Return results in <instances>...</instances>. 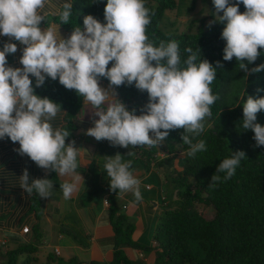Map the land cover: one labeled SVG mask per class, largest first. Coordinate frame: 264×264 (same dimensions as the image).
I'll return each instance as SVG.
<instances>
[{
    "label": "clouds",
    "instance_id": "obj_1",
    "mask_svg": "<svg viewBox=\"0 0 264 264\" xmlns=\"http://www.w3.org/2000/svg\"><path fill=\"white\" fill-rule=\"evenodd\" d=\"M213 4L215 20L209 22V28L216 22L224 24L223 60L235 57L239 70L248 74L264 70V63L248 69L264 48V0H213ZM72 9V0H0V35L10 38L0 48V139L18 142L20 156L29 157L46 173L55 171L67 178L60 184L64 200L79 191L84 181L77 172L81 153L74 140L66 143L71 131L52 123L61 113V105L35 90L51 78L75 90L84 104L90 105L94 126L85 134L97 141L107 140L124 148H152L162 144L171 131L183 129L188 156L207 151L205 141L198 138L206 131L211 106L219 99L211 85L217 69H223L222 62L217 60L213 65L201 59L199 47H186V58L182 59L177 41L159 40L157 45L150 40L147 28L155 11L146 6V0H107L106 22L87 15L84 27L77 25L65 38L60 25L70 21ZM42 21L47 22L43 30ZM13 39L25 46L22 67L7 62L8 55L18 50ZM102 78L109 81L107 89L100 84ZM124 85L147 92L142 114L137 115L135 108L130 110L118 98L117 89ZM240 99L244 101L243 130L254 132L255 147L264 146V125L257 122V114L264 110V97L244 100L241 95ZM245 156L244 151H236L223 159L210 186L229 180ZM132 163L118 153L106 158L103 169L111 178L112 191H118V196L132 193L140 202L141 180L130 170ZM18 182L28 194L35 192L40 198H49L54 191L53 180L32 179L27 168Z\"/></svg>",
    "mask_w": 264,
    "mask_h": 264
},
{
    "label": "trees",
    "instance_id": "obj_2",
    "mask_svg": "<svg viewBox=\"0 0 264 264\" xmlns=\"http://www.w3.org/2000/svg\"><path fill=\"white\" fill-rule=\"evenodd\" d=\"M72 2L70 21L60 25L70 35L77 25L84 27L83 19L87 15L106 22L104 9L107 0ZM175 5V0H146V6L155 11L147 28L150 40L157 45L159 40L177 41L182 59L186 58V47L194 50L199 47L201 59H207L213 65L220 60L223 64V69H217V77L211 85L219 99L211 106L212 117L206 121V131L198 138L205 141L207 151L198 152L195 157L188 156L189 146L182 142L183 129L171 131L158 146H138L141 149L138 160L145 167L152 164L161 169L164 175V197L152 235L153 245L145 247L133 239V226L126 223L123 215L117 214L112 202L109 209L115 244L110 261L103 264H134L123 251L124 246L151 250L155 264H264V146L255 147L254 132L243 130L244 101L240 99L241 95L244 100L248 96L264 97V70L248 74L239 70L235 57L231 61L223 60L226 42L221 39V33L224 24L216 22L209 28V22L215 20L213 0H210L208 17L197 21L195 31H162L159 24L163 12L172 10ZM240 11H245L243 4ZM52 19L59 22L57 18ZM260 51L258 59L248 64L249 70L264 63V48ZM111 66L112 62L109 68ZM32 79L35 86V78ZM101 81L109 85L108 79L102 78ZM35 90L41 97H49L61 105L66 122L63 128L71 131L66 141L71 140L74 130L72 120L83 98L75 90L62 86L58 79L48 78L44 86ZM117 93L130 110L137 99L148 97L147 92H140L134 85L120 86ZM237 103L240 104L235 106ZM257 122L264 125V110L257 114ZM236 151H244L246 156L235 174L227 181L221 179L210 186L218 165ZM218 175L223 177L224 173ZM44 178L54 183L55 171L46 173ZM108 192L110 200L118 194V191H112L110 183ZM196 204L211 207L213 216L210 219L203 217ZM35 252L36 247L32 244L18 246L5 253L2 264H33L32 253ZM54 256L49 254L47 257L55 259L57 264L76 263L73 261L75 258L64 262Z\"/></svg>",
    "mask_w": 264,
    "mask_h": 264
},
{
    "label": "crops",
    "instance_id": "obj_3",
    "mask_svg": "<svg viewBox=\"0 0 264 264\" xmlns=\"http://www.w3.org/2000/svg\"><path fill=\"white\" fill-rule=\"evenodd\" d=\"M46 27L47 22L42 21L41 29ZM60 32L65 38L70 36L61 26ZM9 40L10 38L0 35V48ZM14 43L18 50L11 54L7 62L9 66L22 67L20 57L24 45L18 41ZM100 84L103 88L109 87L101 80ZM141 101L145 105L148 98ZM72 122L73 137L66 143L74 140L81 153L77 172L81 173L84 181L70 200H64L60 189V184L67 178L59 177L56 173L54 191L49 198H40L35 192L30 195L21 188L19 176L26 168L32 179L44 178L46 172L29 157L18 154V142L14 144L10 139H0V264L8 250L25 244L36 247V252L32 253L33 261L42 260L43 263L45 259L46 264H57L53 259L49 260V254L64 262L75 258L74 264H103L110 261L115 244L109 209L112 202L117 214L123 215L126 223L133 226L132 237L135 241L140 243L147 230L154 232L164 197L163 171L152 164L145 167L138 160L141 158L138 146H113L107 140L97 141L86 135V130L94 126V119L93 110L83 100ZM52 123L54 127L63 128L66 123L64 112L61 111ZM118 153L124 161L135 160L131 171L141 180L143 200L140 202L136 201L132 193L122 196L116 194L109 199L108 186L111 178L106 169H103V163L108 156ZM104 199H108L109 205L104 203ZM24 226L29 228L27 233L22 232ZM151 240L150 246L153 245L152 237ZM44 243L51 249L50 252L42 250ZM122 249L130 260H147L142 249L128 246ZM55 250H58V255ZM151 256L153 260V253Z\"/></svg>",
    "mask_w": 264,
    "mask_h": 264
},
{
    "label": "rangeland",
    "instance_id": "obj_4",
    "mask_svg": "<svg viewBox=\"0 0 264 264\" xmlns=\"http://www.w3.org/2000/svg\"><path fill=\"white\" fill-rule=\"evenodd\" d=\"M175 8L172 10H165L163 12V16L160 20L159 27L165 33H180V32H188L195 31L198 24L197 21L201 18H207L210 13V0H175ZM215 12V8H214ZM209 21V20H207ZM148 97L137 99L134 102V108L136 112L140 115L142 114V109L144 104H142L141 100H147ZM162 155V153H160ZM155 176V172H154ZM154 182H157L154 180ZM196 209L202 214L203 217L210 219L213 216V209L209 206H205L203 204H196ZM153 230H147L144 234V238L140 240V244L142 246L148 247L151 244V234ZM142 249L144 254L146 255L147 260L144 261H133L134 264H155L152 260V251L149 249ZM42 250H47L50 252V248L46 247L45 243L42 244ZM23 258V257H22ZM21 258V259H22ZM57 258V257H55ZM56 262V260L54 259ZM47 260H34L33 264H46ZM52 264V263H50Z\"/></svg>",
    "mask_w": 264,
    "mask_h": 264
},
{
    "label": "built area",
    "instance_id": "obj_5",
    "mask_svg": "<svg viewBox=\"0 0 264 264\" xmlns=\"http://www.w3.org/2000/svg\"><path fill=\"white\" fill-rule=\"evenodd\" d=\"M104 203L107 204V205H109V202L107 201V199H104ZM28 230H29V228H28L27 226H24V227L22 228V232H23V233H27ZM55 254H56V255L59 254L58 250H55Z\"/></svg>",
    "mask_w": 264,
    "mask_h": 264
}]
</instances>
